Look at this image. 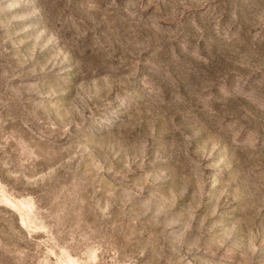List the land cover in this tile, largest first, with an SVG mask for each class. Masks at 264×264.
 Wrapping results in <instances>:
<instances>
[{"label":"rangeland","instance_id":"1","mask_svg":"<svg viewBox=\"0 0 264 264\" xmlns=\"http://www.w3.org/2000/svg\"><path fill=\"white\" fill-rule=\"evenodd\" d=\"M0 264H264V0H0Z\"/></svg>","mask_w":264,"mask_h":264}]
</instances>
